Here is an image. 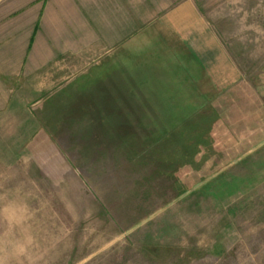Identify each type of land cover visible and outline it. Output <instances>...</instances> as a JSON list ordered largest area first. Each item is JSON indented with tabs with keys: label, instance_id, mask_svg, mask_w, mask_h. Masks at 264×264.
<instances>
[{
	"label": "rangeland",
	"instance_id": "374dc122",
	"mask_svg": "<svg viewBox=\"0 0 264 264\" xmlns=\"http://www.w3.org/2000/svg\"><path fill=\"white\" fill-rule=\"evenodd\" d=\"M201 5L253 84L264 64V0ZM91 76L88 91L72 89L77 75L23 107L31 118L17 138L8 137L15 121L0 123V264H264V138L224 137L223 124L217 133L202 116L171 137L174 123L159 132L152 120L149 138L137 122L138 136L113 149L97 123L79 122V105L91 115L99 92ZM158 94L120 90L116 109L130 114L129 98L153 118Z\"/></svg>",
	"mask_w": 264,
	"mask_h": 264
},
{
	"label": "crops",
	"instance_id": "0c3cea01",
	"mask_svg": "<svg viewBox=\"0 0 264 264\" xmlns=\"http://www.w3.org/2000/svg\"><path fill=\"white\" fill-rule=\"evenodd\" d=\"M201 1L0 0V123L5 118L18 123L8 137L17 138L19 124L31 118L23 120V107L71 84L77 75L84 78L72 89L83 92L93 74L99 92L91 115L85 102L79 105V121L114 123L113 149L119 144L120 121L130 138L140 133L137 122L149 138L152 120L159 132L174 123L163 135L171 137L180 135L184 123L204 116L217 125V133L223 124L224 137L264 138V64L251 84ZM136 89L159 91L152 100V106H159L153 118L144 109L139 117L129 98L130 114L118 113L119 91ZM148 98L144 106H150ZM84 146L92 147L91 142Z\"/></svg>",
	"mask_w": 264,
	"mask_h": 264
},
{
	"label": "trees",
	"instance_id": "16d2710c",
	"mask_svg": "<svg viewBox=\"0 0 264 264\" xmlns=\"http://www.w3.org/2000/svg\"><path fill=\"white\" fill-rule=\"evenodd\" d=\"M79 122L81 123V121H79ZM89 123L91 124V122H89ZM112 124H114V123H112V122H100V123H97V127L99 129H101L102 132L105 134V136L103 138L104 140H106L105 144H109V145H110L111 140H112L111 137H110V133H111L110 132V129H111L110 127H111ZM118 125H119V132H118L119 138L117 139V141L119 142V144H118V146L116 148H119V146H121V145L124 146V142L122 143L123 139H125L124 141H127V139L130 138V137H126V132H125L126 128L124 126V125H126V123L120 121L118 123Z\"/></svg>",
	"mask_w": 264,
	"mask_h": 264
}]
</instances>
